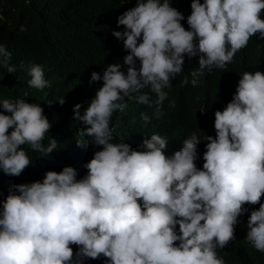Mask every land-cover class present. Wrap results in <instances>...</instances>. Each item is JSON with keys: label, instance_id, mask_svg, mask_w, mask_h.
Listing matches in <instances>:
<instances>
[{"label": "clouds", "instance_id": "1", "mask_svg": "<svg viewBox=\"0 0 264 264\" xmlns=\"http://www.w3.org/2000/svg\"><path fill=\"white\" fill-rule=\"evenodd\" d=\"M190 8L187 29L170 0H135L117 17L124 27L112 35L127 50V67L93 71L90 80L102 85L82 112L73 105L80 135L102 148L82 164L87 171L79 179L74 167L63 166L8 190L0 200V264H84L101 256L102 264H225L216 250L234 239L245 205L257 203L246 240L264 253V72L239 75L231 99L214 112V137L193 133L171 154L158 133L144 138L141 150L113 142V112L148 87L159 114L185 54L197 56L198 66L181 82L196 86L205 70L225 68L252 35L264 38V0H190ZM11 56L0 43V68L14 73ZM27 72L30 87H46L40 64ZM136 99L151 103L147 93ZM0 109V171L19 175L32 164L22 145L44 154L57 147L54 139L42 143L51 123L41 104L24 97L0 100ZM201 141L207 143L198 168Z\"/></svg>", "mask_w": 264, "mask_h": 264}, {"label": "trees", "instance_id": "2", "mask_svg": "<svg viewBox=\"0 0 264 264\" xmlns=\"http://www.w3.org/2000/svg\"><path fill=\"white\" fill-rule=\"evenodd\" d=\"M134 4L135 0H0V43L12 53L10 62L16 66L14 73L0 68V100L24 97L26 102L41 104L51 123L42 143L47 147L54 139L57 145L47 154L22 145L32 164L19 175L0 171V200L14 184L42 179L46 170L60 171L63 166H72L77 170V179L86 173L82 164L102 146L87 143L90 138L80 135L82 126L73 117V105L80 103L82 112L102 85V81L90 80L93 71L102 74L110 63H119L121 70L126 69L123 58L127 50L112 32L123 30L124 26L116 23L117 17ZM170 5L182 13L185 19L180 23L187 29L190 0H170ZM261 18L264 19V10ZM21 25L24 31L20 30ZM34 63L44 69L48 81L44 89L27 83L30 79L27 68ZM197 66L198 57L189 58L185 54L182 72L166 89L168 97L159 114H156V94L150 88L132 93V99L126 97L125 107L114 111L110 118L113 142L125 141L137 149L144 138L158 133L169 141L166 151L171 154L193 133L201 139L204 135L214 137V112L222 110L231 99L239 75L244 71L264 72V38L252 35L247 46L235 53L225 68L205 70L196 86L182 83L185 76L191 79L189 73ZM142 93L148 94L150 104L137 101L136 97ZM63 96L64 103L60 104L57 99ZM141 113L149 119L144 121ZM77 140L87 144L80 146ZM206 143L201 141L197 146L198 168L202 167ZM245 206L248 211L238 217L234 239L216 250L225 264H264V253L246 240L247 217L259 203ZM72 247L75 252L76 246ZM104 259L88 258L84 264H102Z\"/></svg>", "mask_w": 264, "mask_h": 264}]
</instances>
